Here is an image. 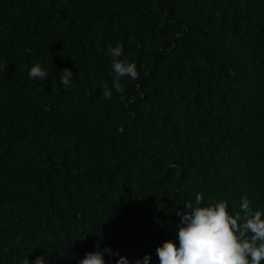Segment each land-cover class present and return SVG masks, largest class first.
Wrapping results in <instances>:
<instances>
[{
	"label": "trees",
	"instance_id": "trees-1",
	"mask_svg": "<svg viewBox=\"0 0 264 264\" xmlns=\"http://www.w3.org/2000/svg\"><path fill=\"white\" fill-rule=\"evenodd\" d=\"M0 64V264H158L196 193L264 210V0H0Z\"/></svg>",
	"mask_w": 264,
	"mask_h": 264
},
{
	"label": "clouds",
	"instance_id": "clouds-1",
	"mask_svg": "<svg viewBox=\"0 0 264 264\" xmlns=\"http://www.w3.org/2000/svg\"><path fill=\"white\" fill-rule=\"evenodd\" d=\"M105 55L111 59L112 83L101 85L102 95L111 99L113 91L124 99L125 88L120 83L122 77L135 80L138 77L135 62L122 57V46L109 47ZM5 65L0 64V68ZM27 75L32 79L44 80L47 72L39 63L33 64ZM73 73L65 68L58 73L59 83L70 87ZM176 209L179 222L175 225V241L164 240L155 248L158 264H261L264 261V210L254 208L249 199L241 197L239 210L228 211L224 200L202 205V196L196 193L193 200ZM82 238V237H81ZM93 251L86 252L77 264H105V256L117 255L114 264H150V256L129 261L108 246L101 248L94 244ZM22 264H29L27 256ZM32 264H47L36 256Z\"/></svg>",
	"mask_w": 264,
	"mask_h": 264
}]
</instances>
